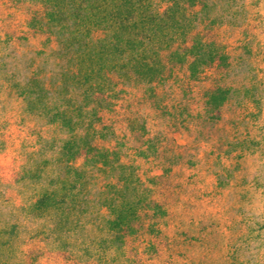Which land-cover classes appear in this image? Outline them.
I'll use <instances>...</instances> for the list:
<instances>
[{
	"label": "rangeland",
	"instance_id": "rangeland-1",
	"mask_svg": "<svg viewBox=\"0 0 264 264\" xmlns=\"http://www.w3.org/2000/svg\"><path fill=\"white\" fill-rule=\"evenodd\" d=\"M154 3L166 7L164 0ZM208 4L185 16V37L223 51L227 62L200 78L177 66L179 75L162 86L128 85L105 115L122 160L137 167L135 174L168 211L164 236L153 238L144 264H264V0ZM46 10L43 0H0V84L3 72L46 66V35L28 24ZM218 87L230 97L211 111L206 96ZM131 124L134 130L145 125L149 141L142 147ZM61 136L0 87V264H125L98 243L104 232L94 223L106 212L98 204L93 225L74 236L87 252H60L52 220L30 216V201L64 172L25 167L34 154L50 156L51 140ZM132 260L140 264L136 254Z\"/></svg>",
	"mask_w": 264,
	"mask_h": 264
},
{
	"label": "trees",
	"instance_id": "trees-1",
	"mask_svg": "<svg viewBox=\"0 0 264 264\" xmlns=\"http://www.w3.org/2000/svg\"><path fill=\"white\" fill-rule=\"evenodd\" d=\"M43 1L47 10L28 24L46 35V66L33 64L27 74L3 72L0 84L15 94L23 112L63 133L51 140L50 156L40 160L34 154L25 167L24 172H49L53 165L64 172L49 178L50 185L30 201V216L51 219L59 251L75 254L83 246L74 236L93 225L98 204L106 210L94 223L104 232L98 243L125 264H135L134 254L144 264L153 238L164 236L168 211L135 174L137 167L122 160L118 135L108 130L105 115L115 111L128 85L162 86L179 75L177 66L185 76L200 78L227 62L223 51L185 37V16L210 0H164L163 9L154 0ZM206 97L211 111H219L230 90L218 87ZM130 127L140 147L149 141L145 125Z\"/></svg>",
	"mask_w": 264,
	"mask_h": 264
}]
</instances>
